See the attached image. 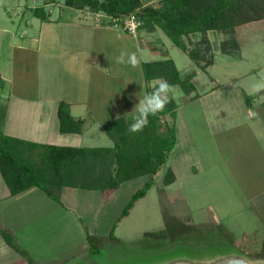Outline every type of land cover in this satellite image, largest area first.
Here are the masks:
<instances>
[{
  "label": "rangeland",
  "instance_id": "374dc122",
  "mask_svg": "<svg viewBox=\"0 0 264 264\" xmlns=\"http://www.w3.org/2000/svg\"><path fill=\"white\" fill-rule=\"evenodd\" d=\"M11 2L20 4V8L24 6L25 9V13L18 10L20 15L17 16L16 25L20 29L27 28V31L34 30L39 21L31 7L42 4V0ZM59 3L63 6L62 10L59 9ZM59 3L55 5L56 16H72L74 9L64 5L63 0ZM27 7L29 8L26 9ZM87 18L90 16L87 15ZM19 19L22 20L21 23H18ZM88 21L95 22L92 18ZM32 24L33 28L27 27ZM12 26L14 27L13 23ZM238 28L236 35L241 43L240 53L243 57L222 52L220 45L228 35L218 32L211 36L216 62L207 69L199 67L198 73L192 77V81L195 80L193 91L199 96L191 98L190 93H186L181 86H174V98L179 104L175 122L177 144L166 165L156 176V183L144 197L137 200L129 215L118 222L115 234L119 239L108 243L93 259L89 257L88 250H85V256L78 253L74 258L75 264H166L179 259L210 262L229 255H241L251 262H264V155L255 142L261 137H255L250 132L249 125L227 129L222 128L226 124L221 125L224 121L247 116L246 113H241L242 103L246 105L247 94L251 99L250 103L254 105L259 100H264V90L256 91L254 87L257 83H264V19ZM62 29L60 27L59 31ZM66 31L72 36L78 34L77 29L67 28ZM98 32V37L93 39L92 52L98 62L101 57H107L108 69L103 68L109 71L111 77H105L98 69H93V96L100 94L99 87L104 84L102 87H107L108 91L114 89L110 92V96H114L110 100L119 106L113 112L116 114L124 110L129 113L138 103V94L145 93L141 64L139 62L136 67L119 65L115 63V57L121 50L135 51L133 46L136 41L127 35L122 39L123 43H120L121 39L113 34L108 35L103 30ZM167 40L170 42V54L182 73H189V70L196 68L189 65L192 61L187 53ZM125 72L131 73V80L123 79ZM52 80L57 85L63 82L65 86L70 82L58 76H53ZM149 83L151 89L157 84ZM216 83L219 84L215 88L216 92L207 95ZM75 84L86 85L87 81L77 78ZM27 86V93L33 95L32 84ZM127 99H131L130 108H126ZM108 111L111 113V110ZM167 121L173 122L169 117ZM76 142L80 145L82 143ZM109 142L113 144V141ZM83 143L87 144L85 140ZM170 166L177 172V179L168 186L163 179ZM148 178L149 175H141L130 180L117 193H113L115 195L109 196L106 207L108 216L112 218L111 224H115L133 193ZM85 207L88 208L87 205L81 206V210ZM164 216L180 220L179 229H183L186 224L210 229L202 234L203 237L207 235L208 240L189 239L180 245L158 250L156 242L152 238L148 239L145 234L164 229ZM111 226L101 233H108ZM81 233L77 231V242ZM229 236L234 245L230 243Z\"/></svg>",
  "mask_w": 264,
  "mask_h": 264
},
{
  "label": "crops",
  "instance_id": "0c3cea01",
  "mask_svg": "<svg viewBox=\"0 0 264 264\" xmlns=\"http://www.w3.org/2000/svg\"><path fill=\"white\" fill-rule=\"evenodd\" d=\"M143 2L145 5L158 4V0H143ZM59 4V9L62 10L63 6ZM19 5L12 4L11 0H0V110L3 108L0 116V132L4 134L27 141L64 146L113 145L109 142L112 139L103 128L104 123L122 116L132 118L134 113L123 110L115 114L113 109L117 110L119 105L116 106L110 100L114 97L110 96V92L114 89L108 91L107 87H102L104 84L99 87L100 94L97 97L93 96V69H98L105 77H111L107 70V57H101V61L98 62L95 53L92 52L93 39L98 37L99 30H103L108 35L113 34L121 39L120 43H123L122 39L127 35L136 41L133 47L141 64L145 94L150 83L144 76V62L172 58L180 70L175 58L170 54L168 46L170 42L167 39L171 42L172 40L160 27L152 30L141 28L138 34L133 36L106 18L99 19L86 9L73 8L72 16L57 17L54 13L56 9V3H54L47 5L49 20L43 21L37 17L39 24L27 26L30 28L34 26V30L30 29L31 31L28 30V32L27 28L20 29L21 27L16 25L17 16L20 15L18 10L25 13L24 6L20 8ZM87 15L90 18L86 19ZM91 18L95 22L88 21ZM21 22L22 20L19 19L18 23ZM242 25L237 26L236 31ZM60 27L63 28L61 32ZM67 28L77 29L78 34L72 36L66 31ZM217 34V31L210 30L208 37L211 40V36ZM191 37L197 40L200 34H194ZM191 61L189 65L196 68L189 71L196 75L197 69L201 66L192 59ZM187 72L184 73L187 75ZM125 73H123V79L131 80V73ZM53 76L70 82L66 86L63 82L57 85L52 80ZM77 78H80V81H87V84H75ZM161 80L163 79H154L151 84L154 85ZM29 84L30 86L32 84L34 88L33 95L27 93L26 88ZM216 87H219L218 83L207 95L211 92L214 94ZM196 94L192 91L191 98L199 96ZM61 100L70 103L74 117L85 120L81 133L60 131L58 106ZM107 101L111 104H107ZM126 102H128L126 108H130L131 99H127ZM252 104L246 99V105L242 103L241 113H246L247 116L224 121L221 125L226 124L222 126L223 129L249 125L250 132L255 137H261L255 142L264 155V100H259L255 105L253 104L254 106ZM108 110H111V113ZM39 126L40 129H38ZM38 135L41 137H37ZM84 140L87 144L83 143ZM76 141H82L81 145ZM191 169L192 167L189 171ZM173 171L176 181L177 172L174 169ZM128 181L130 180L123 182L115 189L96 188L94 182L92 186L83 185V182L78 185H66L59 191L60 200H55L37 186L13 195L0 171V264H58L61 261H64L63 264H73L78 253L86 255L85 250L89 245L88 234L105 235L110 232L113 224H111L112 218L107 213V199L115 195L113 193H117ZM84 205L88 208L81 210V206ZM108 226H111L108 233H101L102 230H107ZM3 230L11 234L19 248L25 252L12 246L3 234ZM78 230L82 232L79 242L76 235Z\"/></svg>",
  "mask_w": 264,
  "mask_h": 264
},
{
  "label": "trees",
  "instance_id": "16d2710c",
  "mask_svg": "<svg viewBox=\"0 0 264 264\" xmlns=\"http://www.w3.org/2000/svg\"><path fill=\"white\" fill-rule=\"evenodd\" d=\"M59 2L42 0V4L31 9L36 17L48 21L47 5ZM63 3L71 8L86 9L96 16L100 15L99 19L106 18L114 25H117L115 19L121 23L135 14L141 21L140 29L160 27L174 44L203 69L215 62L212 42L208 37L210 30L227 34L220 45L221 51L239 56L241 44L236 35V27L264 19V0H158L156 6L145 5L143 0H63ZM198 33L200 37L192 39L191 36ZM143 72L147 82L160 78L173 86H181L188 94L195 89L192 82L194 73L189 72L183 76L172 58L144 62ZM152 90L148 87L147 92ZM246 99L248 103L251 102L249 96ZM178 106L175 98H170L164 111L155 117L149 116L148 125L137 133L128 131L132 118L122 116L105 122L103 128L112 139V146L47 144L0 132V171L13 195L37 186L55 200H60L59 191L66 185L83 182V185L92 186L94 182L96 188L115 189L127 180L149 175L145 184L133 193L108 234L87 235L90 258L96 257L108 243L119 239L115 234L116 225L129 214L137 200L148 193L156 183V176L166 165L177 143L175 122ZM58 116L62 133L82 132L85 120L72 115L69 102H59ZM168 117L173 122L167 121ZM175 178L173 169L169 167L163 182L169 185ZM164 217V229L145 234L148 239L152 238L156 242L158 250L180 245L189 239L208 240V236L203 237L202 234L210 229L190 224L179 229L180 220ZM3 234L12 246L20 249L11 234L6 230H3ZM229 238L234 245L232 238Z\"/></svg>",
  "mask_w": 264,
  "mask_h": 264
},
{
  "label": "clouds",
  "instance_id": "9594fccd",
  "mask_svg": "<svg viewBox=\"0 0 264 264\" xmlns=\"http://www.w3.org/2000/svg\"><path fill=\"white\" fill-rule=\"evenodd\" d=\"M139 57L136 51L128 52L121 50L119 55L115 57V63L119 65L136 67L139 64ZM256 91L264 90V83L254 85ZM175 89L166 80H161L153 90L148 93L138 94V103L135 104L132 113L131 123L128 125L130 133L140 132L149 123V116H157L163 112L166 105L170 102V98L174 97Z\"/></svg>",
  "mask_w": 264,
  "mask_h": 264
},
{
  "label": "water",
  "instance_id": "95a60500",
  "mask_svg": "<svg viewBox=\"0 0 264 264\" xmlns=\"http://www.w3.org/2000/svg\"><path fill=\"white\" fill-rule=\"evenodd\" d=\"M166 264H264L263 261L251 262L241 255H229L210 262H194L186 259H179Z\"/></svg>",
  "mask_w": 264,
  "mask_h": 264
},
{
  "label": "built area",
  "instance_id": "2783aa9c",
  "mask_svg": "<svg viewBox=\"0 0 264 264\" xmlns=\"http://www.w3.org/2000/svg\"><path fill=\"white\" fill-rule=\"evenodd\" d=\"M97 17L99 18L100 15H98ZM114 22H116L120 28H122L127 33L133 36H136L138 34L140 26H141V21L135 14H131L126 19H124L121 23L117 22V19H115Z\"/></svg>",
  "mask_w": 264,
  "mask_h": 264
}]
</instances>
